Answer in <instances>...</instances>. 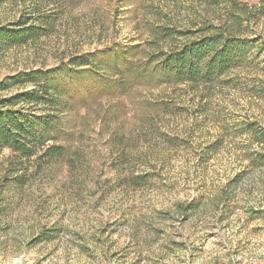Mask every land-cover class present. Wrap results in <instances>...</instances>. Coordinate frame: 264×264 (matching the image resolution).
I'll return each mask as SVG.
<instances>
[{"label": "rangeland", "instance_id": "374dc122", "mask_svg": "<svg viewBox=\"0 0 264 264\" xmlns=\"http://www.w3.org/2000/svg\"><path fill=\"white\" fill-rule=\"evenodd\" d=\"M181 2L65 0L47 36L0 47V86L77 56L111 60L144 44L148 28L166 18L188 28L201 13L175 8ZM32 11L25 0H0V31ZM250 32L260 39L255 60L229 86L197 93L130 79L123 92L113 74L111 93L68 116L67 161L5 150L0 264H264V147L244 132L252 123L264 130V20ZM20 91L2 89L0 99ZM165 104L176 110L163 112ZM130 172L151 177L137 187ZM192 202L202 204L195 213L183 209Z\"/></svg>", "mask_w": 264, "mask_h": 264}, {"label": "trees", "instance_id": "16d2710c", "mask_svg": "<svg viewBox=\"0 0 264 264\" xmlns=\"http://www.w3.org/2000/svg\"><path fill=\"white\" fill-rule=\"evenodd\" d=\"M63 1L25 0L33 9L32 15L26 22L22 20L18 28L1 30L0 47L22 46L34 38L47 36L54 29L56 14L62 11L55 7L62 6ZM175 8L189 10L195 16L201 13L200 19H192L187 28L178 18L175 24L166 18L148 28L146 46L113 52L111 60L105 53L100 54L101 58L89 54L77 56L70 65L19 73L9 79V84L1 85L0 90L18 87L21 91L0 99V156L10 150L28 161L33 158L47 164L67 161L70 148L62 139L69 129L68 116L83 109L96 93H111L106 84L113 74H119L116 88L123 92L132 79L151 80L160 86H185L204 93L229 86L235 72L254 62V50L260 39L253 37L250 26L264 20V0L253 5L241 0H184L176 3ZM130 53L134 54L133 60ZM79 79L82 84L78 85ZM84 91L86 94H82ZM162 109L168 112L176 107L165 104ZM244 132L264 147V130L252 123L245 126ZM121 167H117V173H123ZM150 177L130 172L126 179L141 187ZM221 199L224 196L212 201V205L218 206ZM201 205L192 202L183 209L195 213Z\"/></svg>", "mask_w": 264, "mask_h": 264}]
</instances>
